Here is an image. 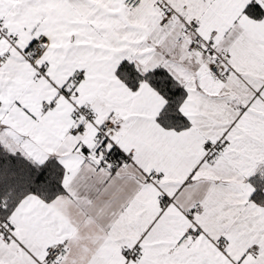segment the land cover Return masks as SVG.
I'll return each instance as SVG.
<instances>
[{"label": "snow or ice", "instance_id": "obj_1", "mask_svg": "<svg viewBox=\"0 0 264 264\" xmlns=\"http://www.w3.org/2000/svg\"><path fill=\"white\" fill-rule=\"evenodd\" d=\"M0 264H264V0H0Z\"/></svg>", "mask_w": 264, "mask_h": 264}]
</instances>
